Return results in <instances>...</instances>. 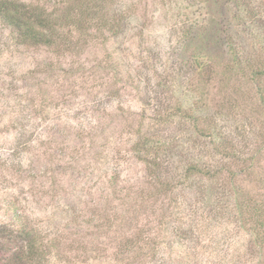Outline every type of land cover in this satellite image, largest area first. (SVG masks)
Returning a JSON list of instances; mask_svg holds the SVG:
<instances>
[{
	"label": "rangeland",
	"instance_id": "rangeland-1",
	"mask_svg": "<svg viewBox=\"0 0 264 264\" xmlns=\"http://www.w3.org/2000/svg\"><path fill=\"white\" fill-rule=\"evenodd\" d=\"M23 1L61 13L71 0ZM92 1L119 26L72 32L69 49L24 43L0 19V223L52 238L46 264H264L215 178L177 179L160 192L133 151L139 138L163 135L158 157L170 177L197 154L220 167L200 131L214 124V143L250 142L241 156L251 173L225 162L234 179L224 169L219 182L264 201L256 84L221 72L233 51L264 46V0ZM193 53L213 58L210 81L188 70ZM195 96L196 128L179 111Z\"/></svg>",
	"mask_w": 264,
	"mask_h": 264
},
{
	"label": "trees",
	"instance_id": "trees-1",
	"mask_svg": "<svg viewBox=\"0 0 264 264\" xmlns=\"http://www.w3.org/2000/svg\"><path fill=\"white\" fill-rule=\"evenodd\" d=\"M103 1L105 2V0ZM63 8L61 13L47 12L44 8L23 0H0V19L11 27L22 42L31 45H43L52 49H69L76 45V41H72L74 38L72 32L83 38L88 34L89 29L97 30L96 28H98L99 30L107 27L109 32H114L116 24L119 26V23H114L115 19L111 16L104 15L101 5L92 0H71ZM224 32L232 35L234 31L226 29ZM190 33H193L192 30H188V34L191 36ZM258 53L247 54L245 57L243 53L239 54L233 51V56L229 59L230 62L223 64V71L221 70V72L225 74L226 71L237 70L239 75L246 76L255 82L257 105L262 109L264 116V46L260 48ZM186 65L188 70L199 79L206 76L205 79L210 81V76L218 74L213 58L206 53H193L187 59ZM187 80L190 82V79ZM190 85H193V82ZM201 96H195L194 101L188 107H179L182 116L187 117L189 123L195 128L200 117L196 115L194 107L202 101ZM200 131L205 134V137L213 141L210 150L214 151L210 153L213 158L220 159L222 166L218 167L202 160L208 155H201V157L197 154L195 158L184 164L179 173L170 177L167 165L164 168V163L158 157V154L168 144L163 135L139 138L133 145V151L137 154V158L145 164L148 174L154 177L160 192L172 190L170 185H173L177 179L182 178L189 181L190 178L197 176H205L208 179L215 178V183L219 184L218 190H228L233 196L232 201H228L233 216L242 221L243 224L250 226L251 240L258 249L264 250V201H256L246 196L237 185H233V189L224 188L225 179L222 183L218 180L224 169L229 173L226 175L228 181L234 179L233 171L228 167L230 165L225 163H229V161L233 164L240 163L242 167L239 171L245 174L251 173L250 163L249 166H246V160L242 159L241 156L246 154L250 142L243 144L241 141L229 140L230 142H225L219 140L214 143L218 139H216V125L214 124L207 127L206 131ZM258 151L257 149L256 152ZM247 161L250 160L247 159ZM263 180L264 178L260 179L261 182ZM205 188L212 190L208 185ZM217 205L225 207L226 204L218 203ZM56 246L52 238L49 239L46 233L29 223L18 222L15 225L0 223V264H46L51 253L57 250L58 247L56 248Z\"/></svg>",
	"mask_w": 264,
	"mask_h": 264
}]
</instances>
